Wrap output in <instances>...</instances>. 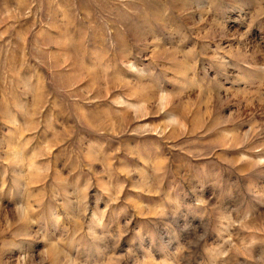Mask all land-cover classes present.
I'll return each mask as SVG.
<instances>
[{
    "label": "rangeland",
    "instance_id": "obj_1",
    "mask_svg": "<svg viewBox=\"0 0 264 264\" xmlns=\"http://www.w3.org/2000/svg\"><path fill=\"white\" fill-rule=\"evenodd\" d=\"M0 264H264V0H0Z\"/></svg>",
    "mask_w": 264,
    "mask_h": 264
}]
</instances>
